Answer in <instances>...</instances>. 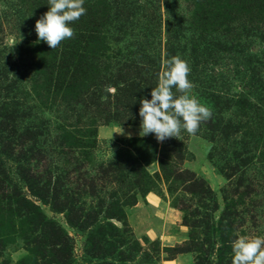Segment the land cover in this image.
<instances>
[{
    "label": "rangeland",
    "instance_id": "rangeland-1",
    "mask_svg": "<svg viewBox=\"0 0 264 264\" xmlns=\"http://www.w3.org/2000/svg\"><path fill=\"white\" fill-rule=\"evenodd\" d=\"M165 2L93 8L97 52L66 67L35 31L48 0H0L10 95L37 128L17 139L24 148L8 146L0 170V264H232L239 235L264 237V45L241 27L264 24L232 10L235 34H224L197 18L205 3ZM170 11L183 47L170 58L188 62L192 95L212 115L195 135L160 142L139 135V109L158 85ZM10 34L21 40L13 49ZM214 39L223 45L202 54Z\"/></svg>",
    "mask_w": 264,
    "mask_h": 264
},
{
    "label": "clouds",
    "instance_id": "clouds-1",
    "mask_svg": "<svg viewBox=\"0 0 264 264\" xmlns=\"http://www.w3.org/2000/svg\"><path fill=\"white\" fill-rule=\"evenodd\" d=\"M84 2L48 0L49 10L35 23L38 40L55 49L62 41L73 38L75 33L70 25L86 13ZM19 42L14 34H10L5 41L12 49ZM190 71L188 62L178 55L163 61L158 85L152 89L151 99L140 100V136L152 133L163 142L167 138L180 137L182 130L195 135L201 122L211 117L210 109L192 95L195 86L188 79ZM173 88L180 95H175ZM106 91L114 94L116 89L108 86ZM122 132L120 128L118 133ZM232 253V264H264V237L239 235L232 242Z\"/></svg>",
    "mask_w": 264,
    "mask_h": 264
},
{
    "label": "trees",
    "instance_id": "trees-1",
    "mask_svg": "<svg viewBox=\"0 0 264 264\" xmlns=\"http://www.w3.org/2000/svg\"><path fill=\"white\" fill-rule=\"evenodd\" d=\"M104 1H107V0H85L83 6L88 5V7L90 8L89 9L90 11L88 12L87 15L84 14L79 20L73 22L70 25L74 29V33H75L73 38L62 41L61 44L58 46V49L57 48L55 49L56 55L58 56L59 66L65 65L66 67H68L73 64V63L69 64L70 62L69 59L74 60L75 56L81 57V55H79L80 53L76 55H74V53L81 52L82 54L91 56L95 54V51L97 52L96 48L92 47V45L94 44L95 40L99 39L97 38L99 37L97 33V30L99 27V24H98L99 19H98V14L96 12V9H93V8H97V6L100 7V5ZM108 1L113 3L117 7H121V6L124 7L125 5L126 6L131 5V3L129 4L130 0H108ZM149 1H151V3L160 2V0H149ZM199 1L206 4L203 7H205V9L207 10V13L206 11L203 10V7H200L199 9L200 12L196 14L197 18L201 20H205L206 22H210V17L212 18L211 20L214 19V22H211L212 23L211 25H215L217 27L216 30L214 31L218 32L220 29L222 30L223 28L222 33L224 34L226 33L230 35L235 34V31L233 29H231V31L229 29L233 23L232 22L233 18L231 19L232 10H234V13L238 15H240L239 12H241L242 14H245L246 15L245 18H247V21H246L247 23H249V21L251 23L252 19L256 18L255 21L257 23L264 24L259 21L260 19H257L258 15L256 14L258 13V14L264 15V0H236V2H232V0H199ZM165 3L166 2L164 0V4ZM94 13L96 15H93ZM246 13H249V15L247 16ZM171 17H172V20H170ZM179 19H180L179 16L175 15L174 12L170 11L167 14V20H168L167 30H168L169 35L167 33L168 40H167V45H166L167 53H166L165 60L169 59L171 54L175 53L176 51L178 52V50L183 48L179 44V38L182 37L181 28L179 27V25L181 24L179 22ZM234 20L236 21L238 19L234 18ZM175 24H177V26ZM241 27L242 28L247 27L250 29L249 31H253V32L257 31L258 33L261 32L259 36L257 35L256 37L261 39V42L264 45V29L263 28L255 29V28L249 27V25L246 26V24H243V26L241 25ZM225 29H227L228 31ZM221 44L222 42L220 40L214 39V42H212L208 46V48L201 49V51H203L202 54L211 55L207 51L210 50L211 48L214 49L216 46L221 47ZM226 50H231V47H228V46H226V48L223 47V49L220 50L221 54H226L227 53ZM4 61L5 62L2 65L3 61L2 59L0 60V170L3 169L4 162L11 159V156L8 155L6 152L7 149L11 147V144L17 143L18 147L24 148L27 142H25V140L23 139H22L23 141L21 140L20 142H16L17 139L19 140L23 136V134L27 132L28 133L33 132L37 129L36 127L29 126L30 124L29 125L26 124L27 123L25 122L26 116L20 115V112H23V114H25L22 106L19 105V103H17V99L15 98V96L10 95L14 91L15 86L17 84L11 80V72H7V67L9 68V64H8L9 61H7L6 58L4 59ZM158 75H159V68L156 72V76H155L156 79L154 80L152 84H158ZM11 84H13L14 87ZM243 98L245 99V97ZM243 98H240V100L236 103L237 104L236 107L238 108V110H241V107L243 109L245 106V103L249 101V99H246V101L244 100V103H243L242 102ZM24 109L29 110V107L24 108ZM40 136H41L40 134H38V136L32 135L27 140H29V142L31 141L32 144L36 146V140ZM14 160L15 159L12 158L11 161L14 162ZM15 161L21 162L22 160L18 158ZM5 173L6 172L2 170L0 172V175L1 176L2 174L5 175Z\"/></svg>",
    "mask_w": 264,
    "mask_h": 264
}]
</instances>
